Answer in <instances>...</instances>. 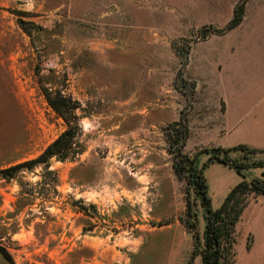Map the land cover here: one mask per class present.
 Returning <instances> with one entry per match:
<instances>
[{
    "label": "rangeland",
    "instance_id": "rangeland-1",
    "mask_svg": "<svg viewBox=\"0 0 264 264\" xmlns=\"http://www.w3.org/2000/svg\"><path fill=\"white\" fill-rule=\"evenodd\" d=\"M241 1L0 0V172L38 158L66 130L44 90L79 102L84 146L51 160L52 176L39 166L0 176V264L188 263L206 214L195 177L175 172L167 133L186 120L184 152L200 170L247 135H222L223 118L264 121V0L247 2L237 28L214 32ZM229 156L264 162V153ZM204 173L217 209L241 177L218 163ZM262 200L252 197L236 226V264H264Z\"/></svg>",
    "mask_w": 264,
    "mask_h": 264
},
{
    "label": "trees",
    "instance_id": "trees-1",
    "mask_svg": "<svg viewBox=\"0 0 264 264\" xmlns=\"http://www.w3.org/2000/svg\"><path fill=\"white\" fill-rule=\"evenodd\" d=\"M248 1L242 0L237 5L234 11V18L224 30H215L214 32L223 34L237 28L243 21ZM19 23L24 31H28L25 26L26 24L22 20ZM187 64V59L182 61V68L179 71L180 77L183 76V70ZM194 89L195 87H193V91ZM44 93L51 108L64 120L66 130L38 158L1 171L0 176L4 179L12 180L21 170L32 171L38 166L45 170L46 177L52 176L54 174L50 171L51 160L55 159L59 162H65L76 158L84 152V146L80 141L82 133L80 117L77 114V111L80 109L79 102L60 93L52 94L48 90H44ZM189 136V127L186 120L182 118L180 122L173 124L169 133H167V141L170 146L169 153L173 157L175 172L179 178H186L189 182L195 177L193 182L202 196V206L206 214L203 240L195 234V250L187 264H193L197 258H200V264H236L234 252L236 226L250 204V199L252 197H264V173L262 177L249 181L245 171L251 168L264 169V162H260L255 166L234 165L229 153L243 151L247 154H257L264 153V150L251 148L247 145H238L232 148L219 147L210 153V158L205 167L198 170L196 168L197 157L192 158L184 152ZM212 163L233 168L241 177V181L232 188L221 206L217 209H214L212 206V199L208 194L209 186L204 173V169ZM56 182L57 179L55 180ZM187 195L186 215L193 217V206L188 190ZM186 224L193 231L196 229L197 224H190L188 221Z\"/></svg>",
    "mask_w": 264,
    "mask_h": 264
},
{
    "label": "crops",
    "instance_id": "crops-1",
    "mask_svg": "<svg viewBox=\"0 0 264 264\" xmlns=\"http://www.w3.org/2000/svg\"><path fill=\"white\" fill-rule=\"evenodd\" d=\"M259 112H261V110ZM249 114L250 112L245 113V115L242 116L238 122L234 123L233 125L230 123L229 126L228 121L223 118L222 130L224 133L222 135L225 137H230L234 134V132H238L239 134L245 132L247 135H245L244 138H242V136L240 137V135H237V141L235 143L231 141L221 145L222 148H232L238 145H247L251 148L264 150V121L261 120V114H257L253 119H250ZM246 136H248L250 139H248ZM256 171H258V174L263 173V170L256 169ZM257 177L259 178V176ZM261 198L264 199V197ZM262 201L264 202V200ZM255 248L256 241L254 240L253 245L249 249L250 252H254Z\"/></svg>",
    "mask_w": 264,
    "mask_h": 264
}]
</instances>
